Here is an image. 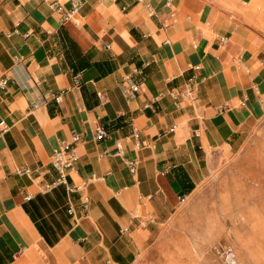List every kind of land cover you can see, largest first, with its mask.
<instances>
[{"label":"crops","instance_id":"crops-1","mask_svg":"<svg viewBox=\"0 0 264 264\" xmlns=\"http://www.w3.org/2000/svg\"><path fill=\"white\" fill-rule=\"evenodd\" d=\"M255 1L0 0V264H135L264 119Z\"/></svg>","mask_w":264,"mask_h":264},{"label":"rangeland","instance_id":"rangeland-1","mask_svg":"<svg viewBox=\"0 0 264 264\" xmlns=\"http://www.w3.org/2000/svg\"><path fill=\"white\" fill-rule=\"evenodd\" d=\"M248 10L264 18V0ZM264 264V119L244 146L216 155L209 177L135 264Z\"/></svg>","mask_w":264,"mask_h":264},{"label":"built area","instance_id":"built-area-1","mask_svg":"<svg viewBox=\"0 0 264 264\" xmlns=\"http://www.w3.org/2000/svg\"><path fill=\"white\" fill-rule=\"evenodd\" d=\"M128 79L125 78L123 81V84L127 81ZM7 83V78H2L0 80V87H3ZM139 88V85L135 84L132 85L130 88V91H137ZM99 95L102 97V93H99ZM38 104H35L33 108H36ZM107 135V130L103 126H99L96 130V137L97 139H102ZM81 140V136L79 134H73L70 140L63 141L57 148L53 150L52 156H51V163L53 166L58 169L60 172V178L55 182V184H63L67 183V175L68 171L67 169L71 168L80 158L77 150H76V145L77 143ZM131 169L133 172H136V165L135 162H131ZM28 171V170H24ZM88 185V182L84 183L81 186H75L71 187L69 186L68 189L70 191H76L79 189H85ZM89 202V197L88 195L85 196V207H87ZM72 211V210H71ZM225 254L227 260L235 264L236 262V256L234 253V250L231 247H228L225 249Z\"/></svg>","mask_w":264,"mask_h":264}]
</instances>
